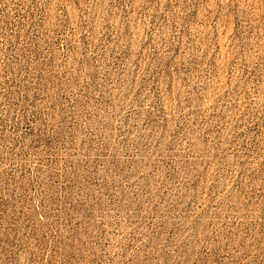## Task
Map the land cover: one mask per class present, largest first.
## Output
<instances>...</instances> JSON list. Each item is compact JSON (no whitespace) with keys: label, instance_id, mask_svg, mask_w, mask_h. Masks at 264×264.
<instances>
[{"label":"rangeland","instance_id":"374dc122","mask_svg":"<svg viewBox=\"0 0 264 264\" xmlns=\"http://www.w3.org/2000/svg\"><path fill=\"white\" fill-rule=\"evenodd\" d=\"M0 264H264V0H0Z\"/></svg>","mask_w":264,"mask_h":264}]
</instances>
